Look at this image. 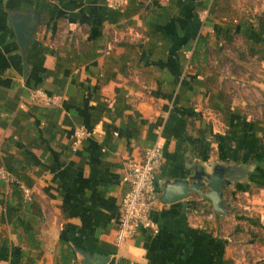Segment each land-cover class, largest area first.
I'll return each instance as SVG.
<instances>
[{
	"label": "crops",
	"instance_id": "0c3cea01",
	"mask_svg": "<svg viewBox=\"0 0 264 264\" xmlns=\"http://www.w3.org/2000/svg\"><path fill=\"white\" fill-rule=\"evenodd\" d=\"M158 140L159 233L118 247L123 176ZM216 165L227 215L195 191L162 201ZM0 167V264H264V0H0Z\"/></svg>",
	"mask_w": 264,
	"mask_h": 264
},
{
	"label": "built area",
	"instance_id": "2783aa9c",
	"mask_svg": "<svg viewBox=\"0 0 264 264\" xmlns=\"http://www.w3.org/2000/svg\"><path fill=\"white\" fill-rule=\"evenodd\" d=\"M129 0H106V4L113 10L123 9ZM204 16L207 15L205 11ZM63 97L57 94H49L43 89H35L31 93V101L35 104L56 107L61 104ZM88 135L84 127L75 129L74 144L78 146ZM164 156V146L158 140L149 147L144 155L143 161L131 162L128 164L123 176V182L129 186L120 211V220L116 244L121 247L128 240L134 239L142 231L151 230L158 234L159 229L152 220V212L157 203L156 174L160 169ZM0 180L12 182L11 176L4 168L0 167ZM214 214L209 213L208 218L212 219Z\"/></svg>",
	"mask_w": 264,
	"mask_h": 264
},
{
	"label": "water",
	"instance_id": "95a60500",
	"mask_svg": "<svg viewBox=\"0 0 264 264\" xmlns=\"http://www.w3.org/2000/svg\"><path fill=\"white\" fill-rule=\"evenodd\" d=\"M28 20V16H18V18H14V26L24 53L28 45L27 36L31 35L34 31L33 28L28 26ZM198 169L196 168V175L189 178L191 181H196V183L191 187H189L188 181L178 182L176 185L168 186L164 192L162 201L165 203H173L183 200L182 205L186 206L184 199H186L189 192L195 191L211 202L215 214L227 215L229 206L225 203L224 195L225 190L231 186V180H226L224 176L229 173L232 177H235V174L229 171V166L222 165H216L210 171L206 169H200V171H198ZM201 187L208 188V191L201 192Z\"/></svg>",
	"mask_w": 264,
	"mask_h": 264
},
{
	"label": "trees",
	"instance_id": "16d2710c",
	"mask_svg": "<svg viewBox=\"0 0 264 264\" xmlns=\"http://www.w3.org/2000/svg\"><path fill=\"white\" fill-rule=\"evenodd\" d=\"M13 187V195L16 197V199L19 201V203L21 202V201H23V192H21L20 190H18V185L17 184H15L14 186H12ZM26 233H27V236L28 237H31L30 239L31 240H33V234L32 233H30V231L28 230V229H26ZM28 240H29V238H27ZM30 246L31 247H34V248H40L41 247V245L39 244V243H31V241H30ZM120 264H123L124 262H123V260H121L120 262H119Z\"/></svg>",
	"mask_w": 264,
	"mask_h": 264
},
{
	"label": "clouds",
	"instance_id": "9594fccd",
	"mask_svg": "<svg viewBox=\"0 0 264 264\" xmlns=\"http://www.w3.org/2000/svg\"><path fill=\"white\" fill-rule=\"evenodd\" d=\"M133 251L136 253L137 256H142L145 252L143 248H136V249H133Z\"/></svg>",
	"mask_w": 264,
	"mask_h": 264
}]
</instances>
